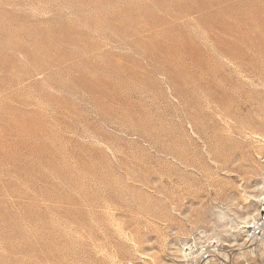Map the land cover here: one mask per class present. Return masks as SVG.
Wrapping results in <instances>:
<instances>
[{
    "label": "rangeland",
    "instance_id": "1",
    "mask_svg": "<svg viewBox=\"0 0 264 264\" xmlns=\"http://www.w3.org/2000/svg\"><path fill=\"white\" fill-rule=\"evenodd\" d=\"M263 184L264 0H0V264H264Z\"/></svg>",
    "mask_w": 264,
    "mask_h": 264
},
{
    "label": "bare ground",
    "instance_id": "2",
    "mask_svg": "<svg viewBox=\"0 0 264 264\" xmlns=\"http://www.w3.org/2000/svg\"><path fill=\"white\" fill-rule=\"evenodd\" d=\"M255 199L254 201L261 203V206L259 208L258 211H256V213H254L253 215L244 217L242 219H238L237 221L233 220V219H229V223H228V218L227 215L224 211H219L217 218L220 222H222V226L223 228L230 232L228 233V236L231 237H235L234 234H239L240 236L245 234V238L249 237L251 234V230L254 227V222H262L264 221V184L261 185L259 187V195L258 196H253ZM263 209V210H261ZM198 243H203L202 245H197ZM258 245L260 246V249L262 250V254L264 256V239L263 241L261 240L260 243H258ZM220 247V244H218L217 242L212 243H208V242H202V241H198L194 243H191L189 245H184L182 248L181 247H175V251L177 253L178 257H181V262H188L189 261V256H197L199 255V251L204 249H218ZM183 250V252H182ZM251 254L254 256V252L252 251ZM218 258H225L227 259V255H223L220 252H217L216 256ZM242 258V257H241ZM240 258V259H241ZM244 259V257L242 258V260ZM214 261V260H213ZM213 261L207 263L210 264Z\"/></svg>",
    "mask_w": 264,
    "mask_h": 264
},
{
    "label": "built area",
    "instance_id": "3",
    "mask_svg": "<svg viewBox=\"0 0 264 264\" xmlns=\"http://www.w3.org/2000/svg\"><path fill=\"white\" fill-rule=\"evenodd\" d=\"M264 239V221L254 222V227L251 230V234L246 238V241L255 242ZM218 249H204L199 251L197 256H189V261L193 264H207L213 261V264H231L228 259L215 257ZM210 263V264H212ZM243 264H250V262L245 261Z\"/></svg>",
    "mask_w": 264,
    "mask_h": 264
}]
</instances>
